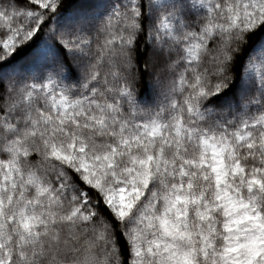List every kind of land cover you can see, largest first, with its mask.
<instances>
[{
    "label": "snow or ice",
    "instance_id": "1",
    "mask_svg": "<svg viewBox=\"0 0 264 264\" xmlns=\"http://www.w3.org/2000/svg\"><path fill=\"white\" fill-rule=\"evenodd\" d=\"M0 264H264V0H0Z\"/></svg>",
    "mask_w": 264,
    "mask_h": 264
}]
</instances>
